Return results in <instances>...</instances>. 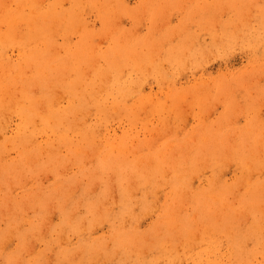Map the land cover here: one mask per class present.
I'll list each match as a JSON object with an SVG mask.
<instances>
[{"label": "rangeland", "instance_id": "rangeland-1", "mask_svg": "<svg viewBox=\"0 0 264 264\" xmlns=\"http://www.w3.org/2000/svg\"><path fill=\"white\" fill-rule=\"evenodd\" d=\"M263 247L264 0H0V264Z\"/></svg>", "mask_w": 264, "mask_h": 264}, {"label": "bare ground", "instance_id": "bare-ground-1", "mask_svg": "<svg viewBox=\"0 0 264 264\" xmlns=\"http://www.w3.org/2000/svg\"><path fill=\"white\" fill-rule=\"evenodd\" d=\"M115 79H117V78H115ZM114 81H116V80H114ZM116 82H117V81H116ZM63 85H64V84H63ZM60 87H61V86H60ZM63 88H64V87H63ZM134 88H135V87H134ZM118 89L120 90V91L118 92L119 95H122V94L125 95V93L128 91V89H126V88H125L126 90H124V89H123V86H121V87L119 86ZM56 90H57V89H56ZM74 90H75V89H74ZM81 90H82V89H81ZM59 93H60V92H59ZM86 94H87V93H86ZM127 94H128V92H127ZM114 95H115V94H114ZM62 98H63V97H62ZM54 103H55V102H54ZM57 114H58V113H57ZM58 116H59V115H58ZM61 116H62V115H61ZM55 117H56V116H55ZM56 118H59V117H56ZM57 121H58V119H57ZM55 122H56V121H55ZM245 177H246V176H245ZM177 179H179V178H177ZM181 180H182V179H181ZM181 180H179V181H181ZM176 183H179V182L177 181ZM186 186H187V185H186ZM177 187L181 188V186H177ZM222 188H223V187H222ZM186 191H187V190H186ZM221 191H224V192H225V189H224V190H221ZM201 194H202V193H201ZM204 194H205V193H204ZM217 194L221 196V193H220V194L217 193ZM225 194H226V193H225ZM222 195H223V194H222ZM220 196H219V198H220ZM207 198H208V197H207ZM221 198L223 199V197H221ZM203 199H205V198L203 197ZM208 199H209V198H208ZM216 199H217V196H216ZM205 200H206V199H205ZM210 200H211V198H210ZM210 200H209V201H210ZM212 200H213V198H212ZM212 200H211V201H212ZM245 200H246V199H245ZM254 200H256V199H254ZM214 201H216V200H214ZM253 202H254V201H253ZM253 202L251 201L250 203H253ZM218 203H219V202H218ZM196 204H197V203H196ZM219 204H220V203H219ZM203 205H204V203H203ZM248 205L251 206V204H248ZM211 206H212V205H211ZM172 207H173V206H172ZM219 208H220V207H219ZM194 209H195V207H194ZM198 209H200V208H198ZM170 210L172 211L171 208L169 209V211H170ZM173 210H174V209H173ZM200 210H202V209H200ZM208 210H209V209H208ZM211 211H212V210H211ZM173 212H174V211H173ZM173 212H171V213H173ZM200 212H201V211H200ZM207 212H208V211H207ZM214 212H215V211H214ZM167 213H168V212H167ZM202 213H203V212H202ZM204 213H206V210H205ZM209 213H210V212H209ZM169 214H170V213H169ZM169 214H167L166 218L168 217ZM172 215H173V214H172ZM172 215H170V216H172ZM194 215H195V214H194ZM194 215H193V216H194ZM202 215L204 216V214H202ZM206 215H207V214H206ZM208 215H210V214H208ZM210 216H211V215H210ZM210 216H208V217H210ZM212 216H213V215H212ZM212 216H211V217H212ZM159 217H160V215H159ZM166 218L164 217V220H165ZM170 218H171V217H170ZM170 218L168 217V219H170ZM172 218H173V217H172ZM175 218H177V217H175ZM204 218H205V217H204ZM207 219H208V218H207ZM173 220H174V218H173ZM173 220H171V221H173ZM176 220H178V219H176ZM257 220H258V219H257ZM165 221H166V220H165ZM168 221H169V220H168ZM168 221H167L166 223L163 222V224H167V225H168ZM258 221H259V220H258ZM159 222H160V221H159ZM169 222H170V221H169ZM226 222H227V221H226ZM171 223H173V222H171ZM169 224H170V223H169ZM172 225H173V224H172ZM253 225H254V224H253ZM180 226H181V225H180ZM183 226H185V224H184ZM258 226H259V225H258ZM170 227H171V225L169 226V229H171V228L173 229V227H171V228H170ZM185 227H186V226H185ZM223 227H224V226H223ZM174 228H175V227H174ZM227 228H228V227H227ZM256 228H257V227H256ZM166 229H168V228L166 227ZM213 229H215V228H213ZM216 229H217V228H216ZM216 229H215V230H216ZM229 229L231 230V228H229ZM181 230H182V228H181ZM186 230H187V228H186ZM211 230H212V229H211ZM226 230H227V229H226ZM230 230H229V231H230ZM239 230H240V229H239ZM241 230L244 231V229H241ZM248 230H249V229H248ZM183 231H184V229H183ZM183 231H182V232H183ZM209 231H210V230H209ZM212 231H213V230H212ZM222 231H223V230H222ZM233 231H234V230H233ZM201 232L204 233V234H203L204 236L201 237V241H202V240L205 241L206 239L208 240L209 238H208V236H207V233H208L207 229L205 228L204 231H201ZM225 232H226V231H225ZM231 232H232V231H231ZM248 232H249V231H248ZM248 232H247V233H248ZM41 233H42V232H41ZM226 233H227V232H226ZM236 233H237V232H235L234 235H235ZM239 233H240V232H239ZM229 234H230V233H229ZM231 234H232V233H231ZM43 235H44V234H43ZM217 235H219V234H217ZM237 235H238V234H237ZM240 235H241V234H240ZM246 235H247V234H246ZM113 236H114V235H113ZM224 236H225V235H224ZM224 236H223V237H224ZM231 236H232V235H231ZM242 236H243V235H242ZM239 237H240V236H239ZM131 238H132V237H131ZM187 238H188V237H187ZM216 238H217V237H216ZM224 238H225V237H224ZM240 238H241V237H240ZM199 239H200V238H199ZM214 239H215V238H214ZM235 239H236V238H235ZM246 239H247V238H246ZM246 239H245V240H246ZM115 240H116V239H115ZM207 240H206V241H207ZM211 240H212V239H211ZM224 240H225V239H224ZM239 240H240V239H239ZM255 240H257V239H255ZM187 241H188V240H187ZM197 241H198V240H197ZM206 241H205V242H206ZM240 241H241V240H240ZM240 241H239V242H240ZM198 242H199V241H198ZM205 242H204V244H206ZM241 242H242V241H241ZM241 242H240V245H241ZM111 243H112V242H111ZM125 243H126V242H125ZM199 243H200V242H199ZM251 243H252V242H251ZM258 243H260V241H259ZM218 246H219V245H218ZM251 246H252V245H251ZM261 246H262V244H261ZM123 247H124V246H122L121 248H123ZM199 247H200V246H199ZM235 247H236V246H235ZM241 247H242V246H241ZM257 247H258V246H257ZM129 248H130V246H129ZM165 248H166V247H165ZM263 248H264V247H263ZM167 249H168V248H167ZM195 249H196V248H195ZM226 249H228V251H229L230 254H233V252L235 253V250L233 249V246H232L231 242L228 243ZM237 249H238V247H237ZM237 249H236V251H237ZM205 250H206V249H205ZM129 251H130V250H129ZM129 251H128V252H129ZM238 251H239V250H238ZM192 252H193V251H192ZM201 252H202V251H201ZM207 252H210V251H206L205 253H207ZM242 252H244V251H242ZM260 252H261V250H260ZM117 253H118V252H117ZM187 253H188V252H187ZM190 253H191V252H190ZM202 253H203V252H202ZM262 253H263V252H262ZM262 253H261V254H262ZM115 254H116V253H115ZM155 254H156V253H155ZM161 254H162V253H161ZM168 254H169V253H168ZM176 254H177V253H176ZM116 255H117V254H116ZM120 255H121V254H120ZM153 255H154V254H153ZM172 255H173V253H172ZM185 255H186V254H185ZM217 255H218V254H217ZM236 255H237V254H236ZM114 256H115V255H114ZM130 256H132V254H130ZM203 256H204V255H203ZM234 256H235V255H234ZM237 256H238V255H237ZM263 256H264V255H263ZM122 257H123V256H122ZM161 257H162V256H161ZM194 257H195V256H194ZM194 257H193L192 254L190 255V258H191L192 262H193L194 264L200 263V260H201V259H199V257L196 256L197 261L195 262V261H194V260H195ZM238 257H239V256H238ZM140 258H141V256H140ZM170 258H171V257H170ZM173 258H174V257H173ZM190 258H189V259H190ZM211 258H212V257H211ZM216 258H217V257H216ZM232 258H233V257H232ZM236 258H237V257H236ZM240 258L243 259V257H240ZM122 259H123V258H122ZM159 259H160V258H159ZM159 259H158V260H159ZM139 260H140V259H139ZM173 260H175V259H173ZM184 260H185V259H184ZM233 260H234V259H233ZM237 260H239V259H237ZM237 260H236V261H237ZM252 260H253V259H252ZM260 260H261V259H260ZM163 261H164V260H163ZM171 261H172V260H171ZM171 261L169 260V262H167L166 264H171V263H172ZM154 262H156V261H154ZM230 262H231V261H230ZM238 262H239V261H238ZM137 263H138V264H142L141 261H140V262L138 261ZM158 263H159V262H158ZM158 263H157V264H158ZM209 263H211V264H222V263H221V259H214V258H213L211 261H209V260H208V256H206L205 259H204V264H209ZM233 263H234V261H233ZM240 263H242V261H240ZM260 263H261V261H260ZM38 264H39V263H38ZM153 264H154V263H153ZM172 264H174V263H172ZM230 264H232V263H230ZM257 264H258V263H257Z\"/></svg>", "mask_w": 264, "mask_h": 264}]
</instances>
